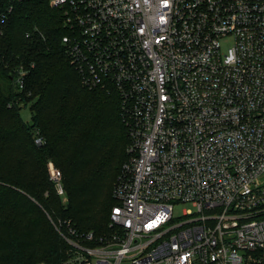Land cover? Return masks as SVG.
Returning <instances> with one entry per match:
<instances>
[{
    "label": "built area",
    "instance_id": "obj_1",
    "mask_svg": "<svg viewBox=\"0 0 264 264\" xmlns=\"http://www.w3.org/2000/svg\"><path fill=\"white\" fill-rule=\"evenodd\" d=\"M26 1L0 0L1 35ZM47 2L82 83L116 91L129 137L111 233L55 223L62 264H264V0ZM50 179L66 203L54 164ZM180 203L195 211L176 217Z\"/></svg>",
    "mask_w": 264,
    "mask_h": 264
},
{
    "label": "trees",
    "instance_id": "obj_2",
    "mask_svg": "<svg viewBox=\"0 0 264 264\" xmlns=\"http://www.w3.org/2000/svg\"><path fill=\"white\" fill-rule=\"evenodd\" d=\"M3 29L0 264H62L71 246L55 223L70 220L79 240L112 231L113 187L129 144L119 97L82 83L63 45V14L47 0L16 3ZM23 108L31 109V123ZM50 161L62 172L66 203L50 179Z\"/></svg>",
    "mask_w": 264,
    "mask_h": 264
},
{
    "label": "rangeland",
    "instance_id": "obj_3",
    "mask_svg": "<svg viewBox=\"0 0 264 264\" xmlns=\"http://www.w3.org/2000/svg\"><path fill=\"white\" fill-rule=\"evenodd\" d=\"M221 44H222V51L224 52V53H227L228 52V50L230 49V47H232V44H233V42H232V39H230V38H228V39H223L222 41H221ZM21 116L23 117V119L26 121V122H29V123H31V120H32V112H31V109L30 108H23L22 110H21ZM51 164H54L55 166H56V164L53 162V161H50L49 163H48V171H49V174H50V165ZM57 167V166H56ZM58 168V167H57ZM59 169V168H58ZM60 170V169H59ZM185 210H193V211H195V208L192 206V204H190V203H184V204H182V203H180V204H177L176 206H175V211H174V213H175V216L176 217H182L183 216V212L185 211ZM49 219H51L50 217H49ZM51 221V220H50Z\"/></svg>",
    "mask_w": 264,
    "mask_h": 264
}]
</instances>
